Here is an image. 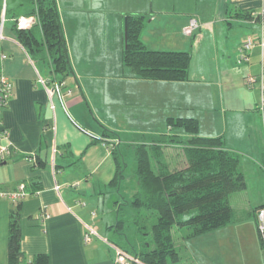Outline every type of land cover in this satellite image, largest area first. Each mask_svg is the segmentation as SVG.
<instances>
[{
	"label": "crops",
	"instance_id": "obj_1",
	"mask_svg": "<svg viewBox=\"0 0 264 264\" xmlns=\"http://www.w3.org/2000/svg\"><path fill=\"white\" fill-rule=\"evenodd\" d=\"M18 1L20 5L18 3V7L10 9L7 0L4 39L0 44V55L6 56L4 59L0 56V72L16 85L2 116V128L8 132V140L4 142L11 143L12 154L0 164V192H19L23 185L26 195L22 199L0 197V264L9 262L10 214L14 211L20 214L21 249L24 255L20 264H30L39 254L49 257L48 264H114L115 251L104 240L108 239L107 233L110 230L114 232L116 228L118 213L115 206L120 204L118 201L125 179L119 187L110 184L117 170L113 150L127 154V151L134 152V146L139 144L149 147L160 140L185 142L189 139L191 135L188 133L185 139L174 133L176 126L168 124L170 118H196L200 123L201 137H220L224 141L226 134V143L229 142L227 129L215 127L212 118L209 130L204 129L206 118L200 116L199 105L184 106L182 88L185 85L210 86L213 68H209L205 60L209 45L215 50L221 78L219 44L216 40L211 41L210 37H213L216 27L223 30L229 21L236 20L231 18L236 12L260 13L264 8V0H203V6L199 0H191L189 6L169 7L172 10L159 7L156 12L145 7L142 0H133L130 8L109 10L104 8L102 0H55L73 71L65 80L64 89V92L70 90L72 95L63 98L54 95L53 107L39 81V76L53 79L50 66V74L47 75L41 62L32 59L15 36V19L31 16L34 5L30 0ZM128 14L144 15L145 23L150 18L149 23H144L141 39L152 50H157L150 48L155 45L150 35L157 32L156 27L150 31L152 25L161 27L169 20L185 29L190 20L198 22V30L202 32L203 29L204 32L193 36L196 40L202 37L204 47L198 55L195 52L193 54L194 58L202 54L203 60L194 61L193 65L192 58L189 80H144L137 78L132 69L124 66L122 50ZM104 15L105 27L102 32ZM261 20L260 24L239 20V24H246L250 33L241 37L236 56L225 46L228 55L226 85L231 91L235 90V82L240 81L235 77L239 48L248 38L263 35ZM117 25L121 32L119 39L115 31ZM229 27L233 25L229 24ZM145 30L148 31L144 34ZM180 45L187 46V41H182ZM248 58L243 69L246 73L262 78L264 85V47L256 45L248 52ZM237 63L242 65L240 58ZM231 95L234 97L235 93L231 92ZM235 101H238V107L245 108L249 114L253 112L249 125L250 139L257 135L261 139L263 128L257 114L263 117L264 122L262 104L254 102L249 106L245 100ZM184 108L191 111V116H184ZM223 108L226 109L225 96ZM206 111L212 113V106H207ZM248 118L250 115H247ZM104 131L110 136H106ZM255 145L254 139L246 149L258 157L259 167L264 168V154L260 155ZM153 147L157 148L155 153L158 161H164L171 170L187 167L184 147L182 151L172 147L162 151L156 144ZM225 147L238 152L242 157L241 168L246 167L243 158L245 151L231 143ZM180 152L185 156L184 162L183 158H179ZM176 158L183 162L182 166L179 165L183 168H179ZM263 205L264 193L258 202H250L243 209L246 215L241 219L249 221L252 216L255 217L254 211ZM114 211V218L112 214L106 215ZM42 213L50 214V218L42 220ZM86 225L93 226L100 238L94 237L86 243Z\"/></svg>",
	"mask_w": 264,
	"mask_h": 264
},
{
	"label": "trees",
	"instance_id": "obj_2",
	"mask_svg": "<svg viewBox=\"0 0 264 264\" xmlns=\"http://www.w3.org/2000/svg\"><path fill=\"white\" fill-rule=\"evenodd\" d=\"M30 2L34 5L30 15L37 16L39 22L28 30L15 28L16 39L32 59L50 66L53 80L65 81L73 70L56 1ZM235 14L231 18L260 24V17L255 16L252 11ZM144 23V15L126 16L122 50L124 66L131 68L137 78L144 80H189L191 52L149 49L141 39ZM262 110L264 113V107ZM168 124L184 128L191 135L185 141L184 148L187 167L171 170L166 164L160 166L155 153L157 148L153 145H136L137 188L132 201H126L123 205L137 211L133 223L138 222L142 211H150L156 215L151 232H143V228H139V233L150 237V240L145 239L141 248H133L131 251L116 243L122 251L139 259L142 264L180 261L181 256L172 234L174 226L191 228V236L194 237L232 224L236 220V214L229 202L230 195L247 188L246 177L241 168L242 157L238 152L226 148L222 138L201 137L200 123L196 118H170ZM104 134L110 136L107 131ZM113 155L117 170L110 184L119 187L125 178L127 164L125 155L119 150H113ZM262 207L254 211L255 217L257 210ZM119 209L122 210L121 207ZM19 215L18 211L10 214L8 264H20L24 258ZM125 223V220L117 221L116 231L123 230ZM259 239L264 248L260 233ZM48 263L49 257L45 254L36 255L30 262Z\"/></svg>",
	"mask_w": 264,
	"mask_h": 264
},
{
	"label": "rangeland",
	"instance_id": "obj_3",
	"mask_svg": "<svg viewBox=\"0 0 264 264\" xmlns=\"http://www.w3.org/2000/svg\"><path fill=\"white\" fill-rule=\"evenodd\" d=\"M3 1V0H2ZM1 1V2H2ZM104 8L106 10L109 9H120V8H130L132 6L133 0H102ZM143 5L147 7L150 11L156 12V9L159 7H167V9L172 10L177 5H185L189 6V1L191 0H142ZM200 4L203 6V0H199ZM10 4V9L13 7H18V0H8ZM136 4V2H135ZM194 7V6H193ZM14 9V8H13ZM105 14V13H104ZM150 18L146 20V23H149ZM229 24H232L233 27H229V24L223 28L216 27L213 37H210V40H216L219 44V51L221 52L219 58V65L222 68V75L219 78V69L217 70L218 60L215 57L216 53L213 48L209 45V49H206V62L209 68L212 69V75L210 79L212 82L210 86L207 87L205 84H201L198 87H194L193 85H185L182 88V98L183 104H191L193 106L199 105L200 116L206 118L204 121V129L209 130V126L212 121L215 124V127L228 131V141L231 144L237 145V148H241V150L245 151V155H242L245 161V166L242 167V171L245 174L247 188L244 191H240L230 195L229 202L233 209L236 212L235 215V223L229 224L223 228L210 231L198 236H191L192 229L187 227H178L174 226L172 234L174 238V243L177 251L179 252L181 259L178 262L170 261L169 264H264V248L261 246V242L259 239L258 226L256 223V218L251 217L249 221L241 218H245L244 208L248 207L247 205L250 202H258L262 193H264V168L259 167L258 157L253 155L251 150H247L248 144L250 141L255 139V147L257 148V152L260 155L264 154V122L263 117L259 114V120L262 125V138L257 135V137L250 139L249 134V125L250 119L253 115L249 114V112L245 111V108L238 107L237 102L235 100H245L247 101V105L251 106L254 102H257L258 105H261L263 102V93H262V85L259 83H255L253 85L248 84L249 77H256V75H252L246 73V70L243 68L246 65V62L241 63L242 65H238L235 61V67L237 70V74L235 75L236 79L238 78L240 81L235 82V90H229V87L226 85V78L228 77L226 73V57L228 56L226 53L227 47L228 51L231 52L234 56L237 54V46L244 34L250 33V29H247L246 24H239V20L229 21ZM8 24V23H7ZM105 27V15L102 16L101 23V31L103 32ZM153 27H156V33L151 34L152 44L150 48L157 50H174V51H188L192 52L193 65H195L194 61L201 62L203 60L202 54L198 57L194 58L195 55L202 50L203 40L202 37L194 38L193 35H198L202 32L200 30H195L193 33V37H186L183 34V30L178 26V23L175 21L166 20V23L161 27H157L156 25H152L150 31L153 30ZM117 30L118 39L121 37L120 29L118 25L115 29ZM119 31V32H118ZM145 30L144 34L146 33ZM165 32V33H164ZM187 41V46L180 45L182 41ZM194 45V47L192 46ZM225 44V45H224ZM227 51V52H228ZM224 54V55H223ZM235 59V57H234ZM41 64L45 68L46 74H50V70L48 64L41 61ZM229 68V67H227ZM127 69L131 70V68L127 67ZM232 74L231 72H229ZM233 74H235L233 72ZM234 77V75H233ZM228 84V83H227ZM234 92V97L230 93ZM223 96H225L226 101V109L223 108ZM236 105V107H235ZM207 106H212V113H207ZM219 106V107H218ZM216 108V110H215ZM226 110V117L224 119V111ZM184 116L189 114L191 116V111L184 108L183 109ZM248 113V114H247ZM247 115H250L248 120L246 119ZM207 117H210V120H207ZM253 122V121H251ZM202 132V129H201ZM174 133L178 134L183 139L187 138V132L184 128L176 127ZM226 143V134L224 136V145H229L230 143ZM156 144L160 150H166V148L171 149H181L185 148L186 142L171 140L169 142H164L160 140L158 142H153ZM136 145L134 146V148ZM133 148V151H134ZM183 148V150H185ZM253 148V147H252ZM126 149V148H125ZM128 149V148H127ZM182 151V149H181ZM255 152V151H253ZM125 155V160L127 163V167L124 171L125 174V183L122 185L119 194H116L119 197L118 206L116 205V214L118 213V221L125 220L124 229H119V232L114 228V232L112 230L107 233V238L109 242L120 243L121 245L127 247L129 250H133V248H141L145 239L150 240L149 236H143L139 233V228L142 227L143 232H151L152 225L156 222V215L150 211H142L141 216H139V220L137 223H133L136 218L135 215L137 211L131 209L129 206H123L126 201H132V197L137 188L136 181V158L135 152L127 151V154L123 152ZM175 156V154H173ZM179 158H183V162L185 161V156L183 152H180ZM175 160V158H173ZM178 166H182V161H179L177 158ZM164 165V161L160 162ZM256 165V167L254 166ZM179 168H183L180 167ZM178 168V167H177ZM123 196V197H122ZM115 200V199H114ZM113 201V200H112ZM122 204V206H120ZM122 208L120 210L119 208ZM121 212H117V210ZM115 210V209H114ZM109 212V211H108ZM106 215L115 217V211L112 213H108ZM245 220V221H243ZM128 221V222H127ZM131 223H130V222Z\"/></svg>",
	"mask_w": 264,
	"mask_h": 264
},
{
	"label": "built area",
	"instance_id": "obj_4",
	"mask_svg": "<svg viewBox=\"0 0 264 264\" xmlns=\"http://www.w3.org/2000/svg\"><path fill=\"white\" fill-rule=\"evenodd\" d=\"M255 16H259L261 20V26L264 27V8L260 13H254ZM7 19V0H3L0 4V44L1 41L4 39L3 31L5 26V21ZM39 20L38 17L35 15L31 16H22L15 19V26L17 29L20 30H28L33 27H35L38 24ZM199 28L198 22L194 19L190 20L189 25L184 29L185 36H192L194 31ZM256 45H259L260 47H264V33L262 36H255L248 38L246 41H244L239 48V58L240 62H248V52L253 49ZM1 58H6L5 55H0ZM39 81L47 91L51 106L53 107V101L52 97L54 95H58L61 98L65 96H71L72 93L70 90H66L64 92V89L66 88V82H58L56 80H48L43 79L39 76ZM248 84L253 85L255 83L261 82L262 84V93H263V102H262V109L264 107V85H263V79L256 78V77H249L248 78ZM15 83L12 79H10L8 76H6L3 72H0V128H2V116L3 111L7 106L9 105V102L11 98L14 95L15 91ZM8 140V132L6 129L2 128L0 130V164L5 162L8 157L12 154V146L11 143L8 141L7 144L5 142ZM5 141V142H4ZM24 186H20V191L15 192L12 194L2 193L0 192V197H6L9 196L13 199H22L26 194L24 192ZM41 219L46 220L50 218V214L48 213H42ZM256 223L258 226V232L260 233L262 237V243L264 246V207L257 210L256 213ZM94 237H99L97 231L95 228L91 225H86V231L84 235V240L86 243H89ZM106 243L110 244L112 249L115 251V257H114V264H142L139 259L134 258L133 256H130L128 253L122 251L117 244L111 243L108 241V239L104 240Z\"/></svg>",
	"mask_w": 264,
	"mask_h": 264
}]
</instances>
